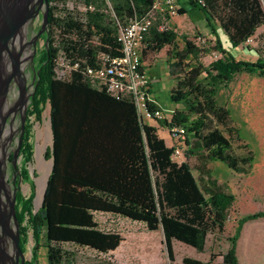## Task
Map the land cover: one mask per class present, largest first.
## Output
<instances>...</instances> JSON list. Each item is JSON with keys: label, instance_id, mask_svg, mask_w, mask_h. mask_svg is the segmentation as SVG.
<instances>
[{"label": "trees", "instance_id": "16d2710c", "mask_svg": "<svg viewBox=\"0 0 264 264\" xmlns=\"http://www.w3.org/2000/svg\"><path fill=\"white\" fill-rule=\"evenodd\" d=\"M66 1L50 0V21L59 35L50 40L41 58L33 107L28 110L40 121L49 103L53 133L47 151L53 166L42 206L33 212L35 184L28 198L19 194L24 241L29 228L34 233L33 264H41V247L47 250V264H72L73 254L66 249L67 244L102 254L115 251L124 238L118 231L103 228L98 213L143 223L150 231L162 230L171 260L174 240L203 252L209 235L225 232L236 201V196L215 178L209 162L221 161L246 174L254 159L251 151L247 155L235 152L224 131H234L231 111L219 104L216 96L240 72L264 75V59H237L226 51L218 36L213 46L201 47L173 27L161 30L159 21L153 22L145 35L143 56L168 47L169 72L175 80L171 99L183 108L174 109L171 118L161 123L186 137V160L178 162L172 157L174 146L166 143L157 127L141 119L130 97L117 98L105 88L94 87L85 74L88 67L97 65L100 52L112 57L123 54L117 39L119 25L149 14L155 0H83L96 7L85 12L68 9ZM189 1L207 11H220L214 21L221 23L232 48L264 24L259 3L251 6L246 0H230L213 5L205 0L203 5L199 0ZM211 48L226 55L205 65L203 56ZM60 54L72 66L65 80L55 74ZM189 59L192 63L187 62ZM30 138L31 124L24 128L21 146L25 163L33 160ZM192 157L199 162L198 176L189 163ZM22 174L24 179L29 178L26 165ZM260 218H264V210L238 219L220 264H240L244 227ZM182 264L213 262L212 258L203 262L186 256Z\"/></svg>", "mask_w": 264, "mask_h": 264}, {"label": "rangeland", "instance_id": "374dc122", "mask_svg": "<svg viewBox=\"0 0 264 264\" xmlns=\"http://www.w3.org/2000/svg\"><path fill=\"white\" fill-rule=\"evenodd\" d=\"M170 25L180 36L186 35L193 39L195 36L201 34V32L194 27L187 29L181 27L182 25L179 26L175 18L170 20ZM258 32L262 33L264 37V27H261ZM57 35H59L58 31L55 30L53 38H57ZM208 38L212 45L215 44V36L214 39H212V37ZM220 39L226 51H231L238 59L254 62L261 56V50H258V48L239 47L238 51H235L234 48L230 47L231 45L228 42V37L220 36ZM179 42L181 45V38ZM167 51L168 47L157 54L144 58V60L146 61L148 74L151 78L153 95L165 109H169L170 111L176 108L182 109L183 105L180 104V107H175L176 103L171 99V90L174 87L175 80L169 72ZM187 62L192 63V60L189 59ZM202 62L205 65H209L206 59H202ZM205 76L204 74L203 77ZM216 97L219 104L227 106L231 111L230 125L233 126L234 131L230 133L224 130L222 126L220 127L225 131V135L231 138L235 152L247 155L251 151L254 155L263 156L264 75L240 72L235 75L232 82L220 88ZM31 119L33 160L30 163H25L23 156L19 157V166L26 165L29 170V178L22 179V181H20V187L22 188V195L28 198L32 194V184H35V199L33 200L32 210L36 212L38 207L42 204V201L40 205L37 204L39 193L37 179L41 176H46L47 179L52 165V158H47V151L53 142L49 103L45 105L40 121L35 118V115H33ZM162 125L164 126L163 123H160V126ZM168 132H164L160 129L159 135L163 138L168 137ZM177 136L178 134L176 133L174 138H177ZM168 141L171 146L176 144L173 140L168 139ZM13 145H16V142H14ZM39 146L41 147V156H44L45 159L46 164L44 166L47 167H43L42 170L39 169L37 165ZM186 150L187 146L185 148V151ZM180 159L181 161L186 160L185 153L184 158ZM189 163L193 166L194 173L198 176L199 162L197 158H190ZM208 166L212 169L214 176L218 178L223 188L236 196V201L230 211L225 232L222 234L209 235L206 248L203 252H199L192 246L174 240V260H171L162 230L150 231L143 223L132 221L121 216L98 213L96 217L101 223V226L108 230L120 232L124 240L115 251L109 254H102L86 247L67 244L65 246L66 249L73 254L72 264H182L183 258L186 256L200 259L203 262H208L212 258L213 264H220L223 260V253L230 246L229 237L234 234L238 219L250 212L251 208H264V196L255 198V202L251 205L247 204V192L243 188L245 187L246 180L244 183H241V179L235 177V174L224 162L211 161ZM247 186V190L250 189L251 185L249 179H247ZM20 205L22 206V203H20ZM27 218L28 216H26L24 224L27 223ZM239 244V255L242 256L244 254V249L241 246V241ZM34 246V233L32 228H29L26 231L25 249L26 255L30 258L33 256ZM46 252V248L41 247L39 252V261L41 264H47ZM254 252H259L260 255L264 253V239H260L256 243Z\"/></svg>", "mask_w": 264, "mask_h": 264}, {"label": "flooded vegetation", "instance_id": "af4514ba", "mask_svg": "<svg viewBox=\"0 0 264 264\" xmlns=\"http://www.w3.org/2000/svg\"><path fill=\"white\" fill-rule=\"evenodd\" d=\"M50 5V0H0V264H33L22 229L19 194L24 165L19 166V157L23 123H32L28 110L33 107L41 58L54 35Z\"/></svg>", "mask_w": 264, "mask_h": 264}, {"label": "built area", "instance_id": "2783aa9c", "mask_svg": "<svg viewBox=\"0 0 264 264\" xmlns=\"http://www.w3.org/2000/svg\"><path fill=\"white\" fill-rule=\"evenodd\" d=\"M199 2L203 5L206 4L205 0H199ZM109 6H111L110 3ZM66 7L71 10L78 8L82 12L96 8L94 4H86L83 0H67ZM180 9L178 0H155L149 14L142 18L131 19L128 23L119 25L117 39L122 45L123 54L112 57L109 54L100 52L97 55V65L95 67H88L85 71L86 77L94 87L99 89L105 88L111 95L117 98L130 97L138 107L141 119L145 122L169 120L174 111L165 109L152 93L151 78L143 62L145 35L154 21H159V28L161 30L172 27L170 20L180 13ZM193 40L201 47L207 48L214 45L203 34L195 36ZM54 45L57 44L54 43ZM238 46L241 48H258V50H261V57L264 59V37L262 33L255 32ZM225 55L224 52L211 48L210 51L204 54L203 60L206 59L211 64L216 60L224 58ZM71 67L69 61L60 54L55 68L57 79H67ZM167 128L173 138L176 133L178 134L177 138H175L177 139V143L174 145L175 150L172 157L174 160L182 162L180 158H184L186 137L178 133V129Z\"/></svg>", "mask_w": 264, "mask_h": 264}, {"label": "crops", "instance_id": "0c3cea01", "mask_svg": "<svg viewBox=\"0 0 264 264\" xmlns=\"http://www.w3.org/2000/svg\"><path fill=\"white\" fill-rule=\"evenodd\" d=\"M208 1L212 3L213 5H218L223 2L230 1V0H208ZM237 1L243 2V0H237ZM246 1L249 2L251 6H254V5L256 6L259 3V9H261L264 12V3L262 1L260 0H246ZM178 3L181 7L180 10H184L183 12H180L178 15L173 17L175 18L179 26L182 25L181 27L187 28V29H191L194 27L198 29V31H200L201 34L207 35L208 37H212L213 39H214V36L217 38L218 35H220L221 37L222 36L227 37V34L223 26L221 25V23L217 21V19H215L214 21L215 16L217 17L221 14L217 8H215L214 10L212 9V12H213V15H212L211 11L201 9L200 7H197L194 4H192L189 0H178ZM249 10L251 12L253 11L250 8ZM261 27H264V24L259 26L256 32H258V30ZM238 48L239 46H236L234 47V50L238 51ZM228 53H231L232 55H234L231 51H228ZM144 58L145 57L143 56V62L145 66L147 67L145 63L146 61L144 60ZM175 107H180V104H175ZM160 123L161 122H157L154 120L149 122V124L157 127L159 134H160V129L163 130L164 132H168L167 127L165 125L160 126ZM164 139L169 146L171 145L169 144L168 139L173 140L175 143H177V139L173 138L170 132H168V137H164ZM229 169L235 174V177H239V179H241V183L242 182L244 183V181L246 180L245 187L243 188L247 192V202H246L247 204L251 205L255 202V198H259V197L261 198L262 196H264V155L263 156L254 155V159L251 163L249 172L246 174L238 173L231 168ZM247 179H249L250 185H251L250 189L248 190H247L248 188ZM259 210H264V208H261V209L251 208L250 212H248L247 214L253 213ZM260 239H264V218L249 221L245 225L243 235L240 240L242 242L241 246L244 249V254L242 256L239 255L240 264H263L264 263V253L260 255L259 252H256V253L254 252L255 245ZM239 248H240V244H239ZM239 252H240V249H239Z\"/></svg>", "mask_w": 264, "mask_h": 264}, {"label": "bare ground", "instance_id": "6f19581e", "mask_svg": "<svg viewBox=\"0 0 264 264\" xmlns=\"http://www.w3.org/2000/svg\"><path fill=\"white\" fill-rule=\"evenodd\" d=\"M50 124V123H49ZM50 126V125H49ZM46 131V130H45ZM41 133V132H40ZM42 134V133H41ZM48 139V138H47ZM43 155V154H42ZM38 167L39 169H43V167L46 163H45V159L44 156H41V147H38ZM49 165V164H48ZM47 168V167H46ZM46 176H41L37 179L38 182V186H39V193H38V198H37V204L40 205L42 198H43V193H44V189H45V185H46Z\"/></svg>", "mask_w": 264, "mask_h": 264}, {"label": "water", "instance_id": "95a60500", "mask_svg": "<svg viewBox=\"0 0 264 264\" xmlns=\"http://www.w3.org/2000/svg\"><path fill=\"white\" fill-rule=\"evenodd\" d=\"M47 17H48V13L46 14V20H48ZM26 113H27V111H25V114H26ZM24 127H25V121H24V123H23V129H24ZM52 166H53V159H52L51 170H52ZM51 170H50V172H49V175H50V173H51ZM49 175H48V178H49ZM48 178H47V181H46V186H45V189H44V194H45L46 187H47V185H48ZM44 194H43V198H42V203H43V199H44ZM34 199H35V198H34ZM41 206H42V204H41ZM41 206H39L37 210H39V208H40ZM16 240H17V244H19V242H18L19 239L17 238ZM18 246H19V245H18Z\"/></svg>", "mask_w": 264, "mask_h": 264}]
</instances>
